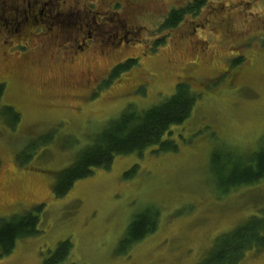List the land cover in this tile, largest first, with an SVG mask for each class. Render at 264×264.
<instances>
[{"label": "rangeland", "instance_id": "rangeland-1", "mask_svg": "<svg viewBox=\"0 0 264 264\" xmlns=\"http://www.w3.org/2000/svg\"><path fill=\"white\" fill-rule=\"evenodd\" d=\"M77 1V10L115 13L137 41L73 58L50 36L21 58L0 55V222L41 207L38 234L0 264H43L66 241L61 264H197L223 234L264 216V181L227 192L210 168L213 150L248 154L264 143V0H207L169 31L161 30L165 17L192 0ZM42 28L30 30L40 36ZM127 60L136 63L105 85ZM182 83L198 99L164 137L177 151L117 157L54 196L57 173L107 122L129 106L158 105ZM29 143L39 145L20 163ZM152 208L156 230L123 248L133 217ZM239 264H264V250L246 251Z\"/></svg>", "mask_w": 264, "mask_h": 264}, {"label": "trees", "instance_id": "trees-1", "mask_svg": "<svg viewBox=\"0 0 264 264\" xmlns=\"http://www.w3.org/2000/svg\"><path fill=\"white\" fill-rule=\"evenodd\" d=\"M206 1L192 0L184 7L170 11L163 20L161 30H173L186 16H197ZM135 63L136 60H127L115 66L105 85L130 70ZM2 93L0 87V96ZM197 99L198 96L182 83L176 85L171 97L145 111L129 106L118 118L107 122L100 132L90 138L87 145L79 150L73 163L57 173L53 186L54 196L64 197L77 181L89 177L94 169H108L117 157L140 156L145 151L154 154L177 151L175 143L164 140V137H171V128L188 120ZM18 115L13 114V124L17 122ZM37 145L39 143L26 145L17 156L18 161L24 163L30 160ZM210 168L218 184L224 186L227 192L259 184L264 181V143L258 151L248 154L229 151L221 157L213 150ZM219 170L222 171L221 176ZM39 210L41 207L34 209V212L14 215L0 222V258L8 256L19 240L38 234ZM158 217V210L153 208L135 215L121 241L122 247L128 249L153 233L157 228ZM70 246L67 241L60 243L51 259L43 264H61ZM252 249L264 250V216H252L232 231L223 234L216 240L207 257L197 264H239L246 251Z\"/></svg>", "mask_w": 264, "mask_h": 264}, {"label": "flooded vegetation", "instance_id": "flooded-vegetation-1", "mask_svg": "<svg viewBox=\"0 0 264 264\" xmlns=\"http://www.w3.org/2000/svg\"><path fill=\"white\" fill-rule=\"evenodd\" d=\"M78 3L77 0H0V55L4 56L3 60L9 62L26 56L36 41L41 39L42 43L50 36L54 38L52 42L63 48L69 45L73 58L95 53L105 55L106 51L119 50L137 41L134 32L112 20L113 16L120 18L115 13L109 18L107 11L92 12L86 6L77 10ZM111 23L114 28H108ZM41 26L40 36L30 30L35 27L36 31ZM43 44H40L42 48Z\"/></svg>", "mask_w": 264, "mask_h": 264}]
</instances>
